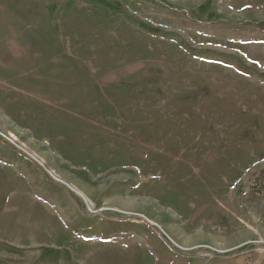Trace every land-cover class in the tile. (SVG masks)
Returning a JSON list of instances; mask_svg holds the SVG:
<instances>
[{
	"label": "rangeland",
	"instance_id": "rangeland-1",
	"mask_svg": "<svg viewBox=\"0 0 264 264\" xmlns=\"http://www.w3.org/2000/svg\"><path fill=\"white\" fill-rule=\"evenodd\" d=\"M0 264H264V0H0Z\"/></svg>",
	"mask_w": 264,
	"mask_h": 264
},
{
	"label": "built area",
	"instance_id": "built-area-1",
	"mask_svg": "<svg viewBox=\"0 0 264 264\" xmlns=\"http://www.w3.org/2000/svg\"><path fill=\"white\" fill-rule=\"evenodd\" d=\"M11 142L18 147L17 143L14 140H11Z\"/></svg>",
	"mask_w": 264,
	"mask_h": 264
}]
</instances>
